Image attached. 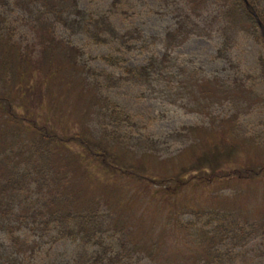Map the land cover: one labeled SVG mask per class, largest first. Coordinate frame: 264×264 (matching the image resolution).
Listing matches in <instances>:
<instances>
[{
  "label": "trees",
  "instance_id": "trees-1",
  "mask_svg": "<svg viewBox=\"0 0 264 264\" xmlns=\"http://www.w3.org/2000/svg\"><path fill=\"white\" fill-rule=\"evenodd\" d=\"M160 1L158 13L164 11L163 17L170 16L172 23L163 32L150 34L144 26L147 0H105L101 7H82L78 0H0V73L7 83V89L0 93V235L7 232L1 239L8 241V248L16 243L20 252L15 255L14 251H8L9 254L0 251V264H19L23 261L18 257L33 258L43 246L38 241L29 244L27 240H18L14 227L7 223L19 208L26 209L23 206H28L30 220L36 227L39 228L37 220L40 219V224L45 225L40 228H45L50 236L57 235L56 242L68 238L78 244L76 255L80 264H139L146 261L138 255V240L131 231L118 238L114 234L109 238L110 242L105 240L104 234L108 230L104 219L109 216L105 210L112 207L99 201L81 202L78 196L70 194L67 177H63L62 171V168L68 169L69 162H58L60 146L69 149L75 141L83 150L80 160L98 162L109 176L152 183L163 188L165 195L181 188L182 175L177 178L163 173L161 176L137 175L134 169L114 162L118 150L116 143H127L129 134L126 130L132 131L136 120L129 106L112 97L115 87L129 86L142 90V94L157 87L159 94L163 88L171 92L181 87L193 94L197 81L202 92L211 85L212 93L215 89L219 93L226 92L233 103L235 97L240 99L251 94L257 97L255 90L261 88L258 85H264V40L243 0ZM249 2L264 23V0ZM77 35L80 45L73 41ZM31 37L29 44H25L24 40ZM191 41L213 46V62L232 64L234 55L230 54L235 51H252L254 59L238 65L241 68L245 65V73L231 75L227 67L226 74H220L222 71L219 70L208 71L205 65L208 67L212 63L208 47L197 49L200 56L206 55L205 59H208L204 65L175 55ZM35 46H39L43 54L38 68L29 62V53ZM62 48L73 50L70 61L82 70L83 80L90 84L97 116V130L80 126V133L69 141L60 140L57 134L39 128L35 121L29 126L22 125L21 122L31 121L23 115L17 119L25 108L24 102L35 94L36 86L43 90L58 72L54 56L63 51ZM102 48L104 52H100V56L91 55ZM76 55L80 56L79 64ZM49 57L51 59L46 61ZM95 62L108 69H94ZM39 74L44 75L42 81L37 80ZM236 85L237 93L233 90ZM100 109L102 118L99 117ZM14 123L16 127L12 126ZM188 130L187 127L184 132ZM96 131L105 139L98 140ZM30 133L36 136L31 137ZM166 223L167 226L177 225L181 230L171 231L169 240H178L181 233L187 231L188 238L193 237L202 245L207 253L206 260L194 259L201 264H241L239 258L244 254L240 249L248 250L249 255L255 250L254 241L261 235L255 225L235 219L226 212L197 211V215L186 219L185 216L176 219L171 216ZM44 237L42 233L41 238ZM150 242L153 250L159 248V239Z\"/></svg>",
  "mask_w": 264,
  "mask_h": 264
},
{
  "label": "rangeland",
  "instance_id": "rangeland-1",
  "mask_svg": "<svg viewBox=\"0 0 264 264\" xmlns=\"http://www.w3.org/2000/svg\"><path fill=\"white\" fill-rule=\"evenodd\" d=\"M104 1L78 0L82 7H101ZM147 1L148 8L147 4L144 8L147 32H163L172 23L171 17H163L166 14L163 9V13H158L160 0ZM31 40L32 37L24 42L29 44ZM73 41L80 45L78 35ZM201 46L209 48L211 61L215 48L207 42H187L175 55L204 65L208 59H205L206 55L200 56L197 49ZM62 50L54 56L58 72L44 85L43 90L36 86L35 94L24 102L25 108L17 115V119L23 115L31 121L26 120L27 124L21 122L22 125L29 126L35 121L39 128L57 134L60 140L69 141L80 133L81 127L97 130V116L90 84L83 80L82 70L70 61L74 55L73 50ZM100 52H104L103 48L96 54H90L100 56ZM254 54L252 51H235L230 54L234 55L232 64L215 60L205 67L208 71H222L220 74L227 73L225 67L231 75L241 71L245 73V65L242 68L238 65L246 60L253 61ZM29 55V62L38 68L43 58L40 47L35 46ZM76 57L79 64L80 56ZM50 59L46 58V61ZM93 67L99 71L108 69L98 62ZM109 71L113 73L110 68ZM36 77L40 81L44 79L43 74ZM197 83H194L196 88L193 94L183 91L179 85L180 90L174 89L171 92L163 88L161 95L159 87L156 90L147 89L142 94V90L124 85L122 88L115 87L111 93L118 102L129 106L136 118L132 131L126 130L129 134L127 143H116L118 150L114 162L134 169L137 175L161 176L163 173L176 178L182 175L186 185L165 195L163 188L152 183L119 175L109 176L98 162H82L79 157L83 152L82 147L74 141L69 149L60 146L57 150L58 162H69L68 169L62 168L63 177H67L68 181L67 191L78 196L81 202L99 201L112 207L111 210H105L109 214L104 219L108 230L104 234L105 240L110 242L109 238L114 234L118 238L131 231L138 240V255L146 260L139 264H201L194 259L206 260L207 253L203 251L202 245L193 237L188 238L187 231H183L178 240H169L171 231L181 230L177 225L167 226V218L185 216L186 219L197 215V211L226 212L242 222L255 224L261 234L254 241L255 250H251L248 255V250L240 249L244 255L239 260L241 264H264V85H258L261 88L255 90L257 97L252 94L240 99L235 97L233 103L228 99V93H219L216 89L212 93L211 85H207L202 92ZM5 89L7 83L0 73V93ZM233 90L238 92L237 85ZM232 114H235L234 117ZM99 117H103L101 109ZM12 126L16 127V124ZM187 127L189 130L184 132ZM30 136L35 137L36 134L30 133ZM96 138L105 139L97 131ZM140 145L153 153H148ZM23 207L26 209L19 208L7 223L14 227L18 240H27L29 244L38 241L43 246L33 258L22 255L18 257L19 261H23L19 264H80L76 255L78 244L68 238L56 242L54 239L58 238L57 235L50 236L45 228H40L45 227L40 224V219L37 220L39 228L36 227L30 220L28 206ZM43 211L49 216L48 212ZM42 233L45 234L43 239ZM5 234L7 232L1 235ZM151 239L160 240L158 249L153 250ZM7 245L8 241L1 239L0 251H14L15 255L20 253L16 243L11 248Z\"/></svg>",
  "mask_w": 264,
  "mask_h": 264
},
{
  "label": "water",
  "instance_id": "water-1",
  "mask_svg": "<svg viewBox=\"0 0 264 264\" xmlns=\"http://www.w3.org/2000/svg\"><path fill=\"white\" fill-rule=\"evenodd\" d=\"M244 1L246 3V6H247L248 10L258 19V16H257L255 10L253 9V7L248 3L247 0H244ZM259 25L262 28L263 36H264V25L260 21H259Z\"/></svg>",
  "mask_w": 264,
  "mask_h": 264
}]
</instances>
